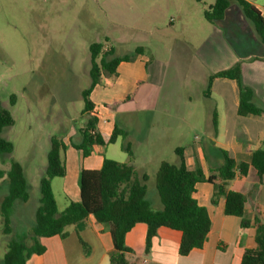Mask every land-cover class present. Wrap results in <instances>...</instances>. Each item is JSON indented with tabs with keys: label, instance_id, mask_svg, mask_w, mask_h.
Returning a JSON list of instances; mask_svg holds the SVG:
<instances>
[{
	"label": "crops",
	"instance_id": "0c3cea01",
	"mask_svg": "<svg viewBox=\"0 0 264 264\" xmlns=\"http://www.w3.org/2000/svg\"><path fill=\"white\" fill-rule=\"evenodd\" d=\"M247 1L264 17V0ZM127 5L134 14V26H125L123 20L118 26L119 35L106 33L104 42L96 41L102 43V55L110 50L106 60L116 56H128L129 59L120 61L113 72L101 70L98 82L89 93L93 104L91 112L96 117L94 130L104 139L114 126L124 130L125 141L131 147L133 144L132 164L139 175L147 173L141 169L143 163L137 160L160 158L157 154L164 142V133L172 138L169 147L175 164L180 161L176 148L182 149L187 168L199 167L205 174L222 164V150L236 162L249 164L252 152L264 146V115H238V88L232 79L215 78L206 91L212 74L241 61L242 82L251 87L264 104V46L238 6L230 5L222 19L210 23L200 10L187 9L185 0H127ZM170 7L176 16L170 17L166 26L159 14ZM130 42L133 47L124 49ZM194 111L198 113L190 114ZM190 120L195 121L203 134V137L194 136L199 140L197 143H190L188 139ZM155 125L163 128L159 134L152 130ZM134 129L139 135L132 139ZM79 134L80 138L63 152L64 162L68 154L76 163L71 176L72 188L66 185L67 172L51 180L57 204L53 183L55 179H62L65 201L61 206L57 204L58 211L78 200L82 168L98 169L103 158L127 161L120 135L113 143L94 145L90 153L83 156L75 147L82 142L81 132ZM114 145H118L119 150H113L111 155L109 149ZM8 168L9 165H3L0 169ZM252 169L249 166L246 176L236 175L226 184V190L247 195L244 215L250 221V227L241 228L239 217L224 213V197L212 204L213 185L199 181L195 184L193 197L206 208L211 221L202 247L181 256L178 254L181 232L160 226L145 253L147 226L138 222L125 235V244L131 250L127 254L130 264H241L245 249L256 245L253 225L256 217L264 220V175L259 188L256 186L254 190V182H246L254 173ZM23 172L26 177L24 168ZM146 197L148 199L147 187ZM148 201L156 209L161 207L159 200L158 203ZM79 238L85 242L84 247ZM39 243L43 252L31 254L26 264H109L113 249L109 231L92 215L80 230L70 227L66 238L58 235L40 237Z\"/></svg>",
	"mask_w": 264,
	"mask_h": 264
},
{
	"label": "trees",
	"instance_id": "16d2710c",
	"mask_svg": "<svg viewBox=\"0 0 264 264\" xmlns=\"http://www.w3.org/2000/svg\"><path fill=\"white\" fill-rule=\"evenodd\" d=\"M232 4L238 6L254 35L264 46V17L260 10L247 0H214L203 11L204 18L210 23L222 19L226 9ZM101 50V42L90 43L88 70L90 85L82 90L84 102L82 111L87 120L84 128L80 130L82 142L75 147L86 156L94 145L113 143L120 135L123 139L121 148L127 153V161L118 162L103 158L98 169L82 168L79 174L78 200L71 201L62 211H58L51 180L65 175L64 143L59 137L50 136L47 164L44 175L39 180L40 198L34 211L33 224L27 235L14 238L11 235V209L17 200L27 201L29 193L22 166L19 162L11 160L7 170L0 169V180L7 186V193L0 199L2 233L7 237L0 264H26L31 254L43 252L44 249L39 243L40 237L58 235L66 238L70 227L80 230L90 215L110 233L113 249L109 254V264H130L127 254L131 250L125 244V235L138 222L147 226L145 253L149 251L151 238L158 227L165 226L181 232L178 254L185 256L192 249L202 247L211 225L206 208L199 205L193 197L195 184L199 181H207L213 185L212 204H216L219 197H224V213L239 217L241 228H248L251 225L244 215L247 195L235 190H226V184L236 175L246 176L249 166L255 170L260 181L264 175V146L252 152L249 164L236 162L222 150V164L210 169L207 174L199 167L187 168L183 161L182 149L176 148L179 163L162 160L157 167L155 189L161 207L159 209L152 207L146 197L145 182L148 176L136 172L132 164L131 146L125 141L126 132L114 126L111 134L105 139L96 131L95 134L90 133L95 129L96 117L90 113L93 104L89 100V93L98 82L101 70L113 72L120 61L129 59L128 56H116L106 60L110 50L103 55ZM215 78H228L236 82L239 98L238 115H264V104L258 100L254 90L242 82L241 61L212 74L208 79L206 91ZM13 100L14 96H11V104ZM13 123L11 112L0 107V153L13 151V143L1 135L3 128ZM213 124L215 125V115ZM253 225L256 245L254 248L245 249L241 264H264V220L256 217ZM79 241L83 247L86 245L82 239L79 238Z\"/></svg>",
	"mask_w": 264,
	"mask_h": 264
},
{
	"label": "rangeland",
	"instance_id": "374dc122",
	"mask_svg": "<svg viewBox=\"0 0 264 264\" xmlns=\"http://www.w3.org/2000/svg\"><path fill=\"white\" fill-rule=\"evenodd\" d=\"M213 2L185 0L184 6L203 13ZM159 15L166 26L167 20L176 16L171 7ZM133 19L127 0H0V107L7 108L14 119L13 125L2 130V137L13 143V151L0 153V168L11 160L19 162L26 171L29 193L27 201L17 200L11 209L12 237L27 235L33 224L40 198L38 179L45 171L49 137H59L65 143L64 149H69L70 143L80 138L79 132L86 124L82 90L90 81V43L104 42L106 33L119 35L120 22L124 20L125 26H134ZM132 47L130 42L124 49ZM11 96H14L12 104ZM162 129L159 125L152 128L155 134ZM188 132L190 143L199 141L194 136L203 137L195 121L190 120ZM138 135L139 131L134 129L131 138ZM168 136L164 133L157 154L160 158L137 160L149 175L145 184L151 202H159L155 171L160 159L173 163L175 158L169 147L172 138ZM113 150L118 151V145L110 147L111 155ZM75 164L67 154L64 165L69 176L65 181L70 188ZM252 170L254 173L246 182L253 181L255 190L262 181H258ZM61 180L55 179L53 183L59 206L65 201ZM6 193L7 186L1 181L0 199ZM6 239L0 217V261Z\"/></svg>",
	"mask_w": 264,
	"mask_h": 264
},
{
	"label": "built area",
	"instance_id": "2783aa9c",
	"mask_svg": "<svg viewBox=\"0 0 264 264\" xmlns=\"http://www.w3.org/2000/svg\"><path fill=\"white\" fill-rule=\"evenodd\" d=\"M91 115H93V116H94V113H93V112H91ZM90 133H92V134H95V130H91V131H90Z\"/></svg>",
	"mask_w": 264,
	"mask_h": 264
}]
</instances>
